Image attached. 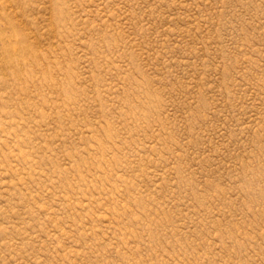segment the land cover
I'll return each mask as SVG.
<instances>
[{"label":"rangeland","instance_id":"obj_1","mask_svg":"<svg viewBox=\"0 0 264 264\" xmlns=\"http://www.w3.org/2000/svg\"><path fill=\"white\" fill-rule=\"evenodd\" d=\"M0 264H264V0H0Z\"/></svg>","mask_w":264,"mask_h":264}]
</instances>
